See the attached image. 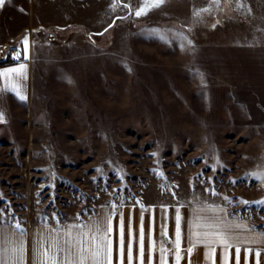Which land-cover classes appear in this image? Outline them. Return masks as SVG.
Listing matches in <instances>:
<instances>
[{"label":"rangeland","instance_id":"1","mask_svg":"<svg viewBox=\"0 0 264 264\" xmlns=\"http://www.w3.org/2000/svg\"><path fill=\"white\" fill-rule=\"evenodd\" d=\"M141 2L20 0L0 15V58L27 37L32 67L29 100L0 124V222L220 204L264 232V181L248 175L264 173V89L206 121L189 66L194 44L264 43V0H164L137 17Z\"/></svg>","mask_w":264,"mask_h":264},{"label":"crops","instance_id":"2","mask_svg":"<svg viewBox=\"0 0 264 264\" xmlns=\"http://www.w3.org/2000/svg\"><path fill=\"white\" fill-rule=\"evenodd\" d=\"M63 1L74 5L77 2V0ZM19 2L20 0L5 1L3 5H0V15L5 13L6 8L21 10ZM48 2L49 0H41L42 4H49ZM30 4L33 9L34 0H30ZM85 5L89 6L90 4L88 2ZM53 20L56 21L55 19ZM71 21L77 20H58L57 22L70 24L72 23ZM229 41L215 44H194L189 50V66L196 74L198 85L203 89V102L205 105L203 118L206 121L223 120L228 104L234 99L236 100V97L241 95L242 91L264 89V43L249 44L236 40ZM19 64L0 66V71L16 67ZM23 64L26 65V74L24 79L16 80V89L18 91L11 87L0 91V112L3 113V121L0 124L9 120L13 105L25 103L30 98L32 67L27 63ZM5 87L3 79H0V89ZM220 209L223 211H219ZM177 210H179L181 217V258L179 264H213V259L215 264H221L223 250L220 247L215 249L214 257L209 256L206 261V249L202 246L192 247L195 241L190 239L192 226L198 222V219L200 222H207L215 220L217 217L234 224L242 223L249 229H254L255 231L233 229L231 231V236L233 237L231 242L240 246V264H245V248H251L253 253L260 251L262 253L260 264H264V242H248L255 240L264 232L250 225L246 219L231 215L227 207L220 204H124L117 206L113 210L108 206H100L84 219L66 220L60 224L35 221L27 224L26 227H19V230L14 224L0 222V244L10 247L23 241L26 249V264H32L33 248L39 250L41 240H44L45 244H47L52 238H56L62 243L65 238L64 234L69 227L82 225L85 226V230L89 227L94 230L96 225L103 227L105 219L111 216L114 264L116 250L120 243L121 219L123 220L125 247L124 264H127V245L130 239V228L134 257L138 253L141 221L144 229L145 264H148L150 244L152 246V264H160L161 247L168 250L167 264H176L173 241L175 240ZM165 230L166 236L162 235ZM21 231L23 235H21ZM78 232V228L73 229L74 236ZM190 247H192L191 254L188 251ZM228 257V264H236L235 248L228 250ZM133 264H138V261L134 259ZM248 264H255L254 255L249 256Z\"/></svg>","mask_w":264,"mask_h":264},{"label":"snow or ice","instance_id":"3","mask_svg":"<svg viewBox=\"0 0 264 264\" xmlns=\"http://www.w3.org/2000/svg\"><path fill=\"white\" fill-rule=\"evenodd\" d=\"M5 0H0V5H3ZM213 4L218 5L219 0H211ZM164 0H142L140 8L135 11L137 17L144 15L147 11L158 8ZM127 6V5H125ZM240 6V5H238ZM205 8L202 11H208ZM199 15V12L195 13ZM25 48L24 52L17 53L16 56L10 57L11 59L19 61L21 55L23 59L27 60L28 55V41L25 37L23 41ZM26 74V65L20 63L16 67L8 68L4 71H0V79H3L6 87L0 89V91L7 90L8 87L16 89V80L24 79ZM18 91V89H16ZM3 121V113L0 112V122ZM99 171V169H97ZM250 176H255L256 178L264 181V173H260L258 176L256 174H248ZM235 184L236 181H231ZM214 194V193H213ZM227 199V198H226ZM247 205L248 201H241ZM257 205L264 207V199L255 201ZM215 211V210H214ZM219 211H223L220 209ZM181 217L179 215V210H177L176 215V226H175V240L173 241L175 248V258L176 264H179L180 260V243H181ZM19 230V225H16ZM78 228L79 232L77 235H73V229ZM233 229H240L242 231H255L254 229H249L246 225L242 223H230L217 217L215 220L207 222H196L192 226L190 239L195 242L192 247L202 246L206 249L205 259L208 260L209 256L214 257L215 249L220 247L222 252L221 264H228V250L235 248V259L236 264H240V246L232 243L233 237L231 236V231ZM112 233V218L108 216L103 227L96 225L95 229L89 227L85 230V226L75 225L69 227L65 232V238L61 243L56 238H52L47 244L44 240L40 241L39 250L33 248L32 252V264H114L113 258V246L111 240ZM21 235L23 232L21 231ZM162 235H167L166 230L162 232ZM131 228L129 229V243L127 245V264H133L134 259L138 261V264H145V249H144V229L143 222L141 221L140 227V241L138 253L134 257L133 246L131 242ZM249 243H262L264 242V233H261L259 237L255 240L248 241ZM192 247L188 249L189 254H191ZM167 249L164 247L160 248V264H167ZM26 249L23 241L18 244H13L10 247H5L0 244V264H26L25 261ZM250 255H254L255 264H260V256L262 253L260 251H255L253 253L251 248L244 249L245 264H248V258ZM125 261V247H124V233H123V220L121 219L120 224V243L116 250L115 264H124ZM148 264H152V246L149 245L148 250ZM213 264L215 261L213 259Z\"/></svg>","mask_w":264,"mask_h":264},{"label":"trees","instance_id":"4","mask_svg":"<svg viewBox=\"0 0 264 264\" xmlns=\"http://www.w3.org/2000/svg\"><path fill=\"white\" fill-rule=\"evenodd\" d=\"M73 28H75V27H67L65 30H67V32L65 33V32H63V33H61V34H67V33H69ZM77 28V27H76ZM58 32L60 31V30H57ZM87 36H88V38H89V40H91L92 42H95V40H93V38L90 36V35H88L87 34ZM12 45H9L8 47H10V48H8V51H7V57H4V56H1V58H0V66H7V65H10V64H15L13 61H11V59H10V57H9V54H10V51H11V49H13L14 47H11ZM3 50H4V48H3ZM3 50H2V52H3Z\"/></svg>","mask_w":264,"mask_h":264},{"label":"built area","instance_id":"5","mask_svg":"<svg viewBox=\"0 0 264 264\" xmlns=\"http://www.w3.org/2000/svg\"><path fill=\"white\" fill-rule=\"evenodd\" d=\"M17 53H18L17 48L14 47L13 49H11L10 54H9V57H14V56H16ZM11 61H13L14 63H24L25 60L21 56V58H20L19 61L14 60V59H11Z\"/></svg>","mask_w":264,"mask_h":264}]
</instances>
